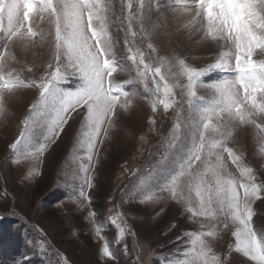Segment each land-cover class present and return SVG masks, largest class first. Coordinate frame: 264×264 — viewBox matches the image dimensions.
Here are the masks:
<instances>
[{
    "label": "snow or ice",
    "instance_id": "6c2138e0",
    "mask_svg": "<svg viewBox=\"0 0 264 264\" xmlns=\"http://www.w3.org/2000/svg\"><path fill=\"white\" fill-rule=\"evenodd\" d=\"M188 4L184 12L189 35L215 42L218 49L214 62L205 67L187 63L171 42L168 47L157 43L165 38L162 29L166 26L153 22L145 0H139L138 6L132 0L121 2L117 19L125 34L127 55L120 59L109 33V0H0V116H7V100L15 97L18 90L37 92L22 117L19 136L9 145L12 158L41 156L61 133L67 134L70 120L80 122V144L86 146L87 163L82 162L77 171V175L82 174L79 197L90 204L92 197L87 190L95 187L90 173L98 145L103 143L101 137L107 136L137 99L135 93L115 83L114 73L134 71L127 84L142 83L145 92L155 97L153 115L149 117L152 124L159 105L165 112L174 103L183 105L186 88L187 103L194 113L192 121L182 126L179 109L176 110L177 123L168 146L179 148L185 137H190V143L160 190L184 205L191 217H202L225 229L234 227L235 252L254 264H264V227L254 226L252 207L255 201L264 200V181L257 182L253 169L243 167L242 157L229 147L236 140L237 130L246 127L254 128L264 140V59H253L257 53L264 56V0H188ZM161 14L159 10L155 12L157 21ZM44 24L47 28L42 27ZM37 49H46L49 54L42 74L35 77L34 67L30 66L27 72L33 77L23 76L15 65H22ZM174 68L179 71L174 72ZM225 71L234 75L215 81L204 79ZM181 77L186 85L179 84L181 100L176 101L174 88ZM201 85L211 92L212 102L200 107L196 115L198 106L194 101L199 100L197 89ZM225 153L239 169L240 181L228 173ZM179 218L178 213L170 227H176ZM117 219L111 223L123 238L126 229L117 224ZM100 233L97 227L95 234L104 240ZM188 235L194 237L191 242L194 248L198 246L197 259L202 264H226L212 253V241L206 239L216 237L215 229ZM102 251L119 264L106 240ZM38 254L36 249L31 253L25 250L13 264H25L31 261L28 257ZM62 260L69 264L66 257Z\"/></svg>",
    "mask_w": 264,
    "mask_h": 264
},
{
    "label": "rangeland",
    "instance_id": "374dc122",
    "mask_svg": "<svg viewBox=\"0 0 264 264\" xmlns=\"http://www.w3.org/2000/svg\"><path fill=\"white\" fill-rule=\"evenodd\" d=\"M109 2L112 5L109 33L115 43L117 59H120L127 55L125 34L117 19L122 0ZM132 3L138 6L139 0H132ZM145 3L153 14V22H162L166 26L162 29L166 36L157 41L158 44L168 47L171 42L187 58L186 62L196 67L214 62L218 55L215 42L189 35L190 29L185 28L188 16L184 8L190 6L188 0H168L167 3L145 0ZM158 10L162 13L159 21L155 18ZM42 27L47 28V24ZM48 58L46 49H37L26 62L15 67L23 76L31 78L33 74L28 73L27 68L32 66L38 77ZM253 59H264V56L257 53ZM134 75V71L119 70L113 75L115 83L135 93L137 99L132 109L122 113L117 124L108 130L107 136L101 137L103 143L98 145L90 173L95 187L87 190L92 197L90 204L79 197L82 174L77 175V171L82 162L87 163L84 158L86 146L80 144L82 124L70 120L71 128L67 134L61 133L41 156L26 159L20 155L16 160L12 158L9 145L19 136L22 117L36 99L37 92L22 89L15 97L8 98L7 116H0V264H13L21 259L25 250L31 253L33 249L39 254L28 257L31 261L25 264H63L64 257L69 264H116V260L103 254L105 240L119 264H184L185 261L202 264L197 259L198 246L194 248L191 242L194 237L188 233L213 229L217 232L216 237L206 239L212 241L214 255L226 264H254L242 253L235 252L234 227L230 225V229H225L202 217H191L184 205L171 199L167 191L160 190L190 143V137H185L179 148L168 146L177 123L176 110L179 109V122L185 127L192 121L194 113L187 103L185 88L183 105L174 103L166 112L163 105H159L156 122L152 124L149 117L153 115L151 107L155 97L145 92L142 83L127 84ZM233 75L227 71L215 72L204 79L215 81ZM181 82L186 85L183 77L177 81L174 88L176 101L181 100ZM197 96L199 100L194 101L198 106L196 115L200 107H207L212 102L211 92L203 85L198 87ZM229 147L242 157L243 167L253 169L257 182L264 181V140L254 128L237 130L236 140L230 142ZM224 155L228 173L240 181L239 169L226 153ZM177 191L179 195L180 189ZM184 195H187V189H184ZM192 197L195 200L194 192ZM252 207L254 226L264 227V200L255 201ZM178 213L177 226L170 227ZM117 217V224L126 229L123 238H119L116 225L111 223ZM97 227L104 240L95 234Z\"/></svg>",
    "mask_w": 264,
    "mask_h": 264
}]
</instances>
